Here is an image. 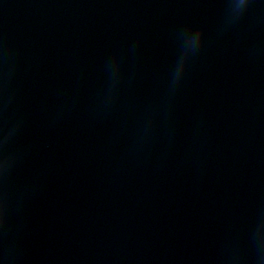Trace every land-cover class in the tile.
<instances>
[{
	"label": "water",
	"instance_id": "1",
	"mask_svg": "<svg viewBox=\"0 0 264 264\" xmlns=\"http://www.w3.org/2000/svg\"><path fill=\"white\" fill-rule=\"evenodd\" d=\"M237 3L0 0L2 264H236L264 238V0Z\"/></svg>",
	"mask_w": 264,
	"mask_h": 264
},
{
	"label": "clouds",
	"instance_id": "2",
	"mask_svg": "<svg viewBox=\"0 0 264 264\" xmlns=\"http://www.w3.org/2000/svg\"><path fill=\"white\" fill-rule=\"evenodd\" d=\"M246 3V0H238L236 4V8L239 10L241 9ZM191 38L193 40H202L203 41V31L202 30H194L185 33V39ZM182 70V67H181ZM3 222V213L0 212V223ZM2 264V262H0Z\"/></svg>",
	"mask_w": 264,
	"mask_h": 264
}]
</instances>
